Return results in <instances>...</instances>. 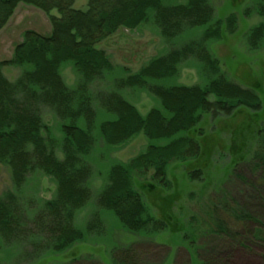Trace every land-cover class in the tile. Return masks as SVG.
Listing matches in <instances>:
<instances>
[{"label":"trees","instance_id":"16d2710c","mask_svg":"<svg viewBox=\"0 0 264 264\" xmlns=\"http://www.w3.org/2000/svg\"><path fill=\"white\" fill-rule=\"evenodd\" d=\"M75 1L0 0V29L19 3L48 14L51 22L47 35L25 30L11 57L0 60V164L8 168L13 185L0 195V264L11 246L24 242L32 247L42 242L39 263L60 258L87 235H101L97 212L83 227L75 223L77 212L91 201L129 233L179 236L192 252L190 264H221L218 255L196 257L197 242L206 236L240 237L254 218L245 206L231 202L216 181L210 158L219 148L207 142L201 119L205 114L234 116L240 108L263 109L257 91L229 78L209 48L236 31V16L216 18L210 0H86L83 6ZM52 10L58 15H50ZM254 10L264 17V0H257ZM147 23L173 42L135 72L116 66L98 47L121 28ZM189 32L197 36L184 40ZM245 37L248 48L257 49L264 25L250 27ZM180 38L184 41L175 43ZM186 60L198 63L201 84L175 82ZM5 68L16 69V76L7 78ZM66 68L74 73L72 85L64 80ZM133 90L147 93L156 107L141 114L123 95ZM46 110L55 125L43 118ZM250 119L230 129L233 158L224 165L225 173L242 158L235 155ZM258 120L264 122V114ZM138 134L147 140L139 154L127 162L111 154ZM258 137L261 144L249 163L258 170L257 185L264 187V125ZM173 168L180 171L175 174ZM41 177L55 182L54 196L27 206L24 187ZM98 179L101 187L93 190ZM191 185L205 198L208 222L193 216V225L183 223L171 211L183 193L196 194L185 190ZM152 196L156 202H149ZM250 235L264 243V226ZM70 257L65 264L79 258Z\"/></svg>","mask_w":264,"mask_h":264},{"label":"rangeland","instance_id":"374dc122","mask_svg":"<svg viewBox=\"0 0 264 264\" xmlns=\"http://www.w3.org/2000/svg\"><path fill=\"white\" fill-rule=\"evenodd\" d=\"M183 1L174 0V3H183ZM85 2L86 0H76L75 6H83ZM256 2L257 0H210L216 18L223 19L233 13L236 16L237 26L234 33H227L222 40L210 43L209 48L229 78L243 87H251L257 91L261 106L264 109V38L257 49L250 50L246 45L245 37L250 27L259 23L264 25V17L254 12ZM50 15L57 16L58 14L52 10ZM25 30H34L42 35L50 34L51 22L48 14L31 5L19 3L6 24L0 29V60L11 57L14 47L21 41ZM193 36L196 37L197 35L194 32H189L184 40L186 37L192 38ZM181 41L180 38L175 43ZM171 42L173 41L161 36L158 29L151 23H147L133 30L121 28L99 43L98 47L106 52L116 66L135 72L151 58L166 53ZM198 66L196 61H184L180 66L175 82L185 85L201 84L204 80ZM4 73L7 78L11 79L16 76L17 71L13 68H5ZM63 74L67 84L72 85L75 82L74 73L70 68H66ZM123 95L143 115L151 108L156 107V102L143 91H123ZM210 98L212 99V97ZM263 109L250 111L246 108H240L234 116L205 114L201 119L200 125L203 128L201 131H204L205 135L208 136L207 142L212 145L215 144L219 148L218 150L216 147L214 148V157L210 158V163L214 164L212 167L214 177L219 179L216 181L221 184L220 188L226 191L231 202L245 206L252 212L254 221L251 220L246 223L244 234L235 239L206 236L199 240L197 242V255L195 254L198 258L218 255L222 261L221 264H264V243L250 235L255 227L264 226V187L257 185L259 184L258 170H253L249 163L250 156L254 154L260 143L258 130L263 128L264 122H260L258 119H262ZM257 115L259 117L255 118L254 116ZM249 116L252 117V120L250 119L246 129H243L239 154L235 155V157L241 156L242 158L234 165L232 164L225 173L227 167L225 168L224 165H227L233 158L228 148L233 137L230 129H236L245 124L246 119L249 120ZM43 118L55 125V120L49 110L44 112ZM239 142L240 139L238 142L236 141L238 144ZM146 145V138L138 134L111 154L118 160L127 162L143 151ZM173 169L175 174L180 171L178 168ZM146 176L150 180V173ZM169 177L172 179L171 176ZM101 184L100 179L95 180L92 183L93 190H98ZM12 186L8 168L0 164V195L11 189ZM34 186L35 190L33 189ZM55 187V182L51 178L41 177L35 185L29 184L24 187L21 196L22 201L27 206H34L36 201L38 203L54 196ZM185 190L194 191L196 194L190 198L185 196L186 193H181L180 204L176 201L171 211L177 217H181L184 220L183 223L193 225V216L202 221H207V209L204 211L206 208L205 198L198 196V186L191 185ZM156 201L153 196L149 198L151 203ZM94 212L100 214L97 217L100 218L103 225L101 235H87L74 247L61 254L60 258L44 259L37 263L40 259L36 261L35 259L44 252L42 242H37L34 247L30 244L31 242H24L21 246H11V250L3 256V263L65 264L71 259V255H75L73 258H79L73 264H190L192 252H189V248L184 244L187 242L183 243L179 236L174 237L168 233L156 235L129 233L115 222L112 215L102 213V211L98 212L94 201L89 202L77 212L75 216L76 225L80 228L83 227L92 216H96L93 215ZM154 212L156 213L155 210ZM241 225L237 226L239 231ZM26 254L28 256H25Z\"/></svg>","mask_w":264,"mask_h":264}]
</instances>
